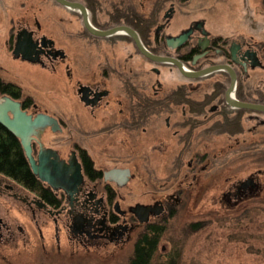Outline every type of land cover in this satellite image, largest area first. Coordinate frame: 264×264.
Masks as SVG:
<instances>
[{
    "label": "flooded vegetation",
    "instance_id": "obj_1",
    "mask_svg": "<svg viewBox=\"0 0 264 264\" xmlns=\"http://www.w3.org/2000/svg\"><path fill=\"white\" fill-rule=\"evenodd\" d=\"M52 1L67 11L54 19L63 25L66 43L45 28L39 10L23 13L29 6L22 5L12 12L0 0V98L16 99L39 123L31 133L37 171L13 134L39 182L29 186L0 172V253L4 248L63 260L132 246L133 255L142 233L154 226L164 231L193 196L209 190L205 184L216 167L232 172L223 189L229 201L261 194V167L239 178L232 163L250 155L245 150L252 146L261 161L264 111L228 103L232 74L225 68L236 74V99L264 104L260 32L247 41L209 29L204 18L177 29L174 0L169 8L167 0H70L88 9L98 29L128 25L153 54L176 57L194 71L212 68L187 76L145 55L133 36L94 33L82 10ZM73 22L79 27L64 29ZM183 36L178 45L170 42ZM19 40L30 46L16 53ZM162 66L176 70L175 83L162 77ZM251 69L259 71L254 85ZM40 76L53 82L46 108L39 102ZM247 122L254 137L245 134ZM215 135L227 139L217 153ZM218 153L223 160L216 161Z\"/></svg>",
    "mask_w": 264,
    "mask_h": 264
},
{
    "label": "rangeland",
    "instance_id": "obj_2",
    "mask_svg": "<svg viewBox=\"0 0 264 264\" xmlns=\"http://www.w3.org/2000/svg\"><path fill=\"white\" fill-rule=\"evenodd\" d=\"M174 1H176L177 8L172 27L177 26V29L188 26L191 19L204 18L206 26L215 32L220 31L233 37L241 34L247 41H255L258 32L264 36V0ZM169 4L170 0H167L165 8H169ZM5 5L10 7L12 5L10 8L12 12L20 11L22 5L29 6L21 10L23 13H27L28 9L30 12L39 10L40 20L44 23L45 28L54 32L61 43H66L61 27L63 25L54 19L57 17L60 19L62 15L67 14V11L55 4L54 1L6 0ZM77 26L73 22L70 25L65 24L64 29L77 28ZM10 63L12 62L8 61V64ZM162 70V77L168 83H175L176 70L169 71V68L163 66ZM249 72L251 75L249 84L254 85L258 82L259 71L251 69ZM22 79L30 86L34 85L33 79L29 76L22 75ZM36 81L39 102L42 103V107L46 108L48 107L47 100L51 97L53 82L45 76H40ZM50 86L51 88H49ZM171 90V88L167 89V91ZM250 126L252 123L247 122L245 133L247 137L252 136L249 133ZM261 130L264 137V127ZM214 140L217 153L222 148L218 145H222L227 139L215 135ZM229 142L234 143L235 141L231 139ZM254 148L252 146L249 150H245L246 154H251L242 157V160H239L240 164L239 161L232 163L235 164L233 172L237 173L234 177L244 178L248 177L249 172L256 171L261 167L262 172L259 175L263 187L261 194L248 196L246 201L238 204L229 201L223 195V189L225 190L227 177H230L232 172L229 173L223 168L216 167L214 178L205 184V189L209 190H204L195 196L192 195L193 198L189 206L181 208L175 216L167 218L168 226L161 232L158 251L150 264H164L169 258L167 253L175 251L176 248L181 253L179 264H264V144L261 146L263 157L259 162L253 154ZM221 155H225V153L222 152ZM221 155L218 153L220 158H216V161L223 160ZM153 163L159 166L158 162ZM131 250L132 246L114 255L95 251L70 258L65 257L63 260L51 258L40 260L37 253L34 252L22 251V253H18L15 250L3 248L2 254L0 253V264H36L38 261L46 264H129Z\"/></svg>",
    "mask_w": 264,
    "mask_h": 264
},
{
    "label": "water",
    "instance_id": "obj_3",
    "mask_svg": "<svg viewBox=\"0 0 264 264\" xmlns=\"http://www.w3.org/2000/svg\"><path fill=\"white\" fill-rule=\"evenodd\" d=\"M59 1L62 5L70 7L72 9H80L84 12L85 14V21L86 25L90 28L91 31L94 33L100 34V35H108V34H113V33H125L129 34L134 37L138 47L140 50L150 58L162 62H167L170 64L176 65L182 73H184L187 76H200L203 74H207L212 70V68H205L200 71H194L192 69L187 68L184 63H182L181 60H179L176 57L172 56H160L153 54L144 44H142V40L139 36V33H137L136 30L131 28L128 25H117L115 27H112L110 29L106 30H101L93 26L87 16L88 14V9L81 3L79 2H74L70 0H57ZM185 36L176 38L172 42H175L174 44L178 45L183 41ZM173 44V43H172ZM173 44V45H174ZM30 46L29 41L24 40V41H17L16 43V48L13 49L15 50L16 53L20 52V50H23L25 47ZM27 56V55H26ZM32 58V57H31ZM34 59V58H32ZM225 68L229 69V71L232 74V84L230 91H228V103H230L234 107H244V108H253V109H258L264 111V104L263 103H254V102H247V101H242L239 100L238 98L236 99L234 95V89L236 86V74L234 70L230 66H225ZM13 112V116L9 114V112ZM0 122L2 125H4L9 131H11L13 134L21 138L22 140V145L26 151V154L31 162L32 167L34 170L37 171L38 166L36 164V160L33 157L32 154V146H31V138L32 135L31 133L34 132V126L37 125L38 121L37 120H32L31 116L28 115L24 110L21 109L19 101L16 99L5 95L2 98H0ZM39 122H46L45 120H40ZM39 124V123H38ZM49 179V177H47ZM47 180V179H46ZM51 182V178L48 180Z\"/></svg>",
    "mask_w": 264,
    "mask_h": 264
},
{
    "label": "trees",
    "instance_id": "obj_4",
    "mask_svg": "<svg viewBox=\"0 0 264 264\" xmlns=\"http://www.w3.org/2000/svg\"><path fill=\"white\" fill-rule=\"evenodd\" d=\"M0 172L29 186L39 182L33 176L30 166L24 156V150L19 140L0 122ZM163 228L154 226L153 230L142 233L135 244L134 254L129 264H150L158 251ZM169 258L164 264H179L180 250L167 253ZM39 264V263H38Z\"/></svg>",
    "mask_w": 264,
    "mask_h": 264
}]
</instances>
